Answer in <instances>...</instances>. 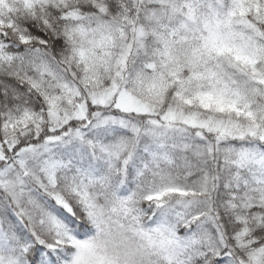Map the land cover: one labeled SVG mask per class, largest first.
<instances>
[{
  "label": "snow or ice",
  "instance_id": "1",
  "mask_svg": "<svg viewBox=\"0 0 264 264\" xmlns=\"http://www.w3.org/2000/svg\"><path fill=\"white\" fill-rule=\"evenodd\" d=\"M0 264H264V0H0Z\"/></svg>",
  "mask_w": 264,
  "mask_h": 264
}]
</instances>
